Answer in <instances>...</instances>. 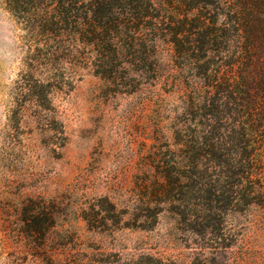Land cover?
I'll return each mask as SVG.
<instances>
[{
    "label": "rangeland",
    "instance_id": "374dc122",
    "mask_svg": "<svg viewBox=\"0 0 264 264\" xmlns=\"http://www.w3.org/2000/svg\"><path fill=\"white\" fill-rule=\"evenodd\" d=\"M152 3L112 6L114 54L84 44L77 0H0V264H264V214L195 237L169 212L164 172L212 118L190 102L204 53L162 43Z\"/></svg>",
    "mask_w": 264,
    "mask_h": 264
},
{
    "label": "trees",
    "instance_id": "16d2710c",
    "mask_svg": "<svg viewBox=\"0 0 264 264\" xmlns=\"http://www.w3.org/2000/svg\"><path fill=\"white\" fill-rule=\"evenodd\" d=\"M77 1L80 32L89 37L84 44L101 50L112 48L111 52L117 53L120 48L114 45L112 33L120 31L123 22L111 8L124 3L136 8L141 0ZM151 1L161 13L157 16L160 22L167 23L169 39L160 40L162 43L183 53L195 48L204 53L192 57L201 63L198 69L202 72L189 76L190 102L204 111L203 117L212 118L208 126L195 124L200 132L193 130L190 157H179L173 168L164 172L171 176L166 186H179L177 201L183 203L178 212H169L181 218L195 237L230 214H264V0ZM179 25L184 27L182 31H177ZM196 27L205 30L200 38L193 42L178 39L181 33L199 36L192 32ZM216 45L220 50L213 55L210 51ZM95 51L99 57L108 58ZM212 65L217 68L212 69Z\"/></svg>",
    "mask_w": 264,
    "mask_h": 264
}]
</instances>
